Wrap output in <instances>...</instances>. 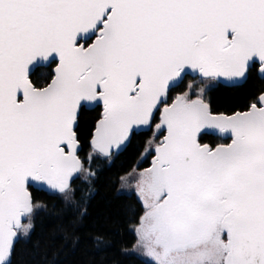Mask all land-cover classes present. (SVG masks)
<instances>
[{
  "label": "snow or ice",
  "instance_id": "obj_1",
  "mask_svg": "<svg viewBox=\"0 0 264 264\" xmlns=\"http://www.w3.org/2000/svg\"><path fill=\"white\" fill-rule=\"evenodd\" d=\"M254 67L264 0H0V264L47 207L34 193L86 202L136 136L150 164L119 180L146 264H264V92L231 113L206 99Z\"/></svg>",
  "mask_w": 264,
  "mask_h": 264
},
{
  "label": "trees",
  "instance_id": "obj_2",
  "mask_svg": "<svg viewBox=\"0 0 264 264\" xmlns=\"http://www.w3.org/2000/svg\"><path fill=\"white\" fill-rule=\"evenodd\" d=\"M261 92L264 78L254 67L244 83H218L207 91L206 99L214 111L231 113L245 108ZM98 113L99 108L80 112L79 129L85 151L88 132ZM143 141V136L134 137L110 164L103 159L96 161L99 172L93 182L95 191L86 202L81 200L79 190L75 203L58 195L34 193L47 207L37 213L30 235L15 244L12 264H146L144 258L128 252L136 241L133 228L143 212L142 204L134 193L120 191L119 180L140 158ZM74 186L87 187L79 179Z\"/></svg>",
  "mask_w": 264,
  "mask_h": 264
},
{
  "label": "flooded vegetation",
  "instance_id": "obj_3",
  "mask_svg": "<svg viewBox=\"0 0 264 264\" xmlns=\"http://www.w3.org/2000/svg\"><path fill=\"white\" fill-rule=\"evenodd\" d=\"M174 94L175 93H173V95ZM204 142L214 145L216 143H225V142H228V141H227V139L225 137H221L219 135H213V136H210V137H204ZM150 161H151V156H148L147 158H144V159H141V156H140V158L136 161V164H135L134 167L140 168V169L148 167L149 164H150Z\"/></svg>",
  "mask_w": 264,
  "mask_h": 264
},
{
  "label": "rangeland",
  "instance_id": "obj_4",
  "mask_svg": "<svg viewBox=\"0 0 264 264\" xmlns=\"http://www.w3.org/2000/svg\"><path fill=\"white\" fill-rule=\"evenodd\" d=\"M189 79H192L193 77L190 75L189 77H188ZM215 85H217V82H213V83H210L209 85H207V91L211 88V87H213V86H215ZM207 93V92H206ZM138 170L140 169V168H137ZM126 175V174H125ZM131 185H134V181H132V182H130V186L129 187H122L121 185H120V191L121 192H126V193H134V187L133 186H131ZM135 229V226H134V228H133V230ZM136 240H137V237H136ZM136 243V241L134 242V244ZM133 244V245H134ZM133 245L130 247V248H128V252L129 253H133V254H136V255H139L137 252H135L134 250H133ZM139 256H141V255H139ZM142 257V256H141ZM143 258V257H142Z\"/></svg>",
  "mask_w": 264,
  "mask_h": 264
},
{
  "label": "water",
  "instance_id": "obj_5",
  "mask_svg": "<svg viewBox=\"0 0 264 264\" xmlns=\"http://www.w3.org/2000/svg\"><path fill=\"white\" fill-rule=\"evenodd\" d=\"M259 75H260V73H259ZM260 77H262L261 75H260ZM247 78H248V76H247ZM246 78V79H247ZM262 78H264V77H262ZM246 79L245 80H243V81H240V82H236V83H230V82H227V81H224V80H221V81H219L220 83H223V84H226V85H237V84H242V83H244L245 81H246ZM91 108V107H90ZM80 115V114H79ZM122 151H124V150H121L120 152H122ZM119 152V153H120Z\"/></svg>",
  "mask_w": 264,
  "mask_h": 264
}]
</instances>
